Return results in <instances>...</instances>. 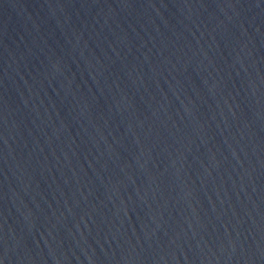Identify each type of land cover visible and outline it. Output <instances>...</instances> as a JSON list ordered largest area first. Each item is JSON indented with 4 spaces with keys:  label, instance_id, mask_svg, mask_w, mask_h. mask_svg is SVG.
Listing matches in <instances>:
<instances>
[{
    "label": "water",
    "instance_id": "95a60500",
    "mask_svg": "<svg viewBox=\"0 0 264 264\" xmlns=\"http://www.w3.org/2000/svg\"><path fill=\"white\" fill-rule=\"evenodd\" d=\"M0 264H264V0H0Z\"/></svg>",
    "mask_w": 264,
    "mask_h": 264
}]
</instances>
